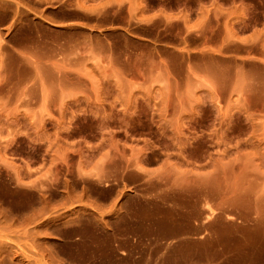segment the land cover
Listing matches in <instances>:
<instances>
[{"label":"rangeland","instance_id":"374dc122","mask_svg":"<svg viewBox=\"0 0 264 264\" xmlns=\"http://www.w3.org/2000/svg\"><path fill=\"white\" fill-rule=\"evenodd\" d=\"M262 50L264 0H0V264H96L81 229L114 198L121 230L139 201L206 209L216 264H264V129L222 115L228 138L207 156L191 131L166 138L160 111L162 74L206 70L225 89ZM164 159L182 186L151 173Z\"/></svg>","mask_w":264,"mask_h":264},{"label":"crops","instance_id":"0c3cea01","mask_svg":"<svg viewBox=\"0 0 264 264\" xmlns=\"http://www.w3.org/2000/svg\"><path fill=\"white\" fill-rule=\"evenodd\" d=\"M36 22L47 27L50 24L47 20ZM234 64L232 79L225 89L206 70L186 71L183 78L185 83L177 85L169 83L170 76L175 80L179 77L162 74L166 82L160 88L163 92L160 111L162 121L169 130L166 138L180 147L182 136L186 135L187 130L191 131L195 143L204 146L206 151L203 154L211 156L223 149L216 143L218 138H228L227 129H222V115L229 116L237 112L245 117V122L264 129V118L256 122L257 119L253 117L257 113L254 110L257 106L250 105L254 98L259 97V107L264 108V50L256 59L240 57ZM252 66L260 71L259 79L249 75ZM182 88L186 96L176 100L169 98L170 93L180 92ZM189 123L195 125L191 130L187 126ZM174 153L181 154L180 151ZM166 160L152 167L151 173L161 176L167 173L177 186H182L185 171L176 164H168ZM212 170L209 166L203 182L209 181ZM198 178V182L202 181V177ZM112 185L113 182L103 184L106 187ZM114 200L100 203V207L96 208L100 210V216L91 212L95 220L100 222V228L81 229L80 235L87 236L92 242L90 248L96 251V264H101L104 252L108 253L106 264H120L123 260L129 264H216V254L222 250L217 245L215 232L218 220L206 209L186 213L174 202L159 204L155 201H139L137 210L129 213L126 219L129 228L121 230L113 224L119 222L117 206L122 205L124 200L117 205ZM208 202L214 203L210 198ZM221 224L226 223L221 221Z\"/></svg>","mask_w":264,"mask_h":264}]
</instances>
